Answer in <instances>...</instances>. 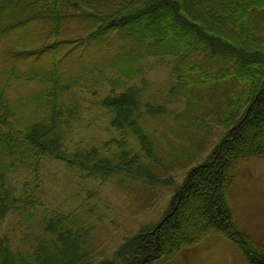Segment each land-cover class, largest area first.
I'll return each mask as SVG.
<instances>
[{
  "label": "trees",
  "instance_id": "obj_1",
  "mask_svg": "<svg viewBox=\"0 0 264 264\" xmlns=\"http://www.w3.org/2000/svg\"><path fill=\"white\" fill-rule=\"evenodd\" d=\"M253 10H264V0H0V232L11 212L43 205L39 176L46 159L102 182L129 174L125 151L100 156L82 147L67 154L77 113L68 93L100 65L129 78L140 60L171 58L178 85L201 88L236 79L246 84L245 93L234 96L222 120L226 136L189 172L169 213L150 232L128 238L114 259L97 264H151L210 230L232 241L248 264H264V247L237 229L226 200L237 165L264 157V40L251 33ZM79 27L89 30L87 36L70 38ZM112 46L118 54H111ZM77 54L65 73L68 56ZM138 98L128 89L99 108L112 115L111 126H127L151 153L153 144L136 129ZM64 221L47 225L55 242L32 250L11 249L0 233V264H88L77 258V234L62 231Z\"/></svg>",
  "mask_w": 264,
  "mask_h": 264
},
{
  "label": "rangeland",
  "instance_id": "obj_2",
  "mask_svg": "<svg viewBox=\"0 0 264 264\" xmlns=\"http://www.w3.org/2000/svg\"><path fill=\"white\" fill-rule=\"evenodd\" d=\"M248 21L252 35L264 40V10L250 12ZM76 30L70 38L89 33L85 28ZM110 47L111 54L117 53L115 46ZM61 53L63 57L66 51ZM103 53L108 52L103 49ZM77 56H68L63 66L69 69ZM48 63L42 61L46 68ZM174 64L171 58H145L129 78L100 65L68 93L77 113L67 154L75 156L76 148L82 147L94 148L100 156L125 151L132 162L129 174L118 172L102 182L101 178L86 179L78 168L69 169L60 161L44 160L39 176L43 205L11 212L0 232L8 238L11 249L20 252L49 246L55 237L47 225L64 218L62 231L69 228L77 234L79 261L97 264L114 259L128 238L150 232L169 213L189 172L205 163L222 143L226 136L222 120L231 110L234 96L246 90V84L236 79L185 88L173 77ZM128 89L138 93L136 129L153 144L151 153L127 126L124 131L111 126L112 115L99 108L104 99ZM14 180L13 186L19 190L22 179ZM226 200L237 229L264 247V157L237 165ZM151 264L248 263L232 241L210 230L195 244L184 245L169 258Z\"/></svg>",
  "mask_w": 264,
  "mask_h": 264
}]
</instances>
